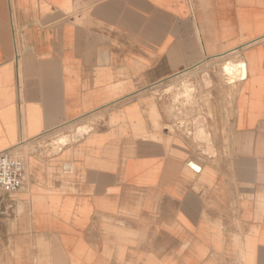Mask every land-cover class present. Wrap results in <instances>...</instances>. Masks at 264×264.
<instances>
[{
	"label": "crops",
	"instance_id": "0c3cea01",
	"mask_svg": "<svg viewBox=\"0 0 264 264\" xmlns=\"http://www.w3.org/2000/svg\"><path fill=\"white\" fill-rule=\"evenodd\" d=\"M3 151L0 264H264V0H0Z\"/></svg>",
	"mask_w": 264,
	"mask_h": 264
},
{
	"label": "built area",
	"instance_id": "2783aa9c",
	"mask_svg": "<svg viewBox=\"0 0 264 264\" xmlns=\"http://www.w3.org/2000/svg\"><path fill=\"white\" fill-rule=\"evenodd\" d=\"M25 174L24 161L8 151L0 152V188L6 192L19 190Z\"/></svg>",
	"mask_w": 264,
	"mask_h": 264
},
{
	"label": "bare ground",
	"instance_id": "6f19581e",
	"mask_svg": "<svg viewBox=\"0 0 264 264\" xmlns=\"http://www.w3.org/2000/svg\"><path fill=\"white\" fill-rule=\"evenodd\" d=\"M235 68L236 70V74L237 73H243L244 72V69H243V65L240 63L239 65L236 64L235 67L233 65H229V64H225L223 67H222V71L223 73L226 75L227 79H231L233 77V69ZM63 141L62 140H59V143L61 144ZM55 144V143H54Z\"/></svg>",
	"mask_w": 264,
	"mask_h": 264
},
{
	"label": "rangeland",
	"instance_id": "374dc122",
	"mask_svg": "<svg viewBox=\"0 0 264 264\" xmlns=\"http://www.w3.org/2000/svg\"><path fill=\"white\" fill-rule=\"evenodd\" d=\"M62 137H52L51 139H46L42 142L39 143L40 146H57V144H54V143H57L59 139H61ZM67 141H71V139H68L67 138ZM18 157V156H16ZM19 158V157H18Z\"/></svg>",
	"mask_w": 264,
	"mask_h": 264
},
{
	"label": "water",
	"instance_id": "95a60500",
	"mask_svg": "<svg viewBox=\"0 0 264 264\" xmlns=\"http://www.w3.org/2000/svg\"><path fill=\"white\" fill-rule=\"evenodd\" d=\"M238 65H239V64H238ZM243 69H244V68H243ZM244 75H245L244 72H243L242 74L240 73V77H239V78H243ZM59 140H62L63 142L60 144V143H59ZM59 140H58V142L55 143V144H57V145H62V144H65V143H66V138H61V139H59Z\"/></svg>",
	"mask_w": 264,
	"mask_h": 264
}]
</instances>
